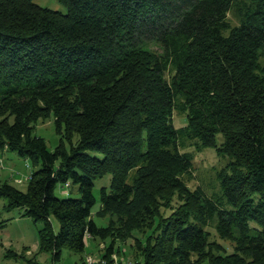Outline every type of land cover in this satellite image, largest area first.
I'll return each mask as SVG.
<instances>
[{
	"label": "trees",
	"instance_id": "1",
	"mask_svg": "<svg viewBox=\"0 0 264 264\" xmlns=\"http://www.w3.org/2000/svg\"><path fill=\"white\" fill-rule=\"evenodd\" d=\"M58 1L65 12L0 0V151L39 165L25 191L0 181L3 209L41 221L38 246L56 262L86 236L152 224L175 192L130 264H264V0ZM51 114L62 136L52 150L33 133ZM205 147L226 159L211 195L187 186ZM105 174L97 214L115 219L98 225L93 185ZM65 182L78 196L55 194ZM208 226L231 252L208 249Z\"/></svg>",
	"mask_w": 264,
	"mask_h": 264
},
{
	"label": "rangeland",
	"instance_id": "2",
	"mask_svg": "<svg viewBox=\"0 0 264 264\" xmlns=\"http://www.w3.org/2000/svg\"><path fill=\"white\" fill-rule=\"evenodd\" d=\"M34 1L41 6L61 12L66 11V7L58 0ZM228 18L232 24L236 22L233 14L228 13ZM261 59L264 61V55L261 56ZM185 122V115L174 112L173 124L175 126L183 125ZM33 133L41 136L50 150L58 144L62 137L61 132L55 131L52 114L45 118H38L33 124ZM191 149L192 147H186L183 151ZM96 154L100 155L99 153ZM225 160L224 157L218 156L212 147H205L195 152L193 158L195 170L192 173V177L189 178L187 186L194 188L199 185L208 195L217 191L218 182L215 171L224 165ZM38 167V164L33 167L28 158L21 157L14 152L0 151V181H7L22 191L26 189L29 174ZM109 183L110 174H105L102 177L94 179L93 194L96 201L92 207V217L98 225H107L110 219H115L114 215L97 214L100 187L105 186L108 188ZM64 190H67V192ZM55 194L59 197L78 196L76 186L65 188L61 184L56 186ZM168 201L166 205L160 203L156 210L155 221L152 224L132 229L125 237L115 234H110L105 239L86 236L85 246L81 252L63 248L60 259L54 262L52 261L51 254L46 250L40 249L38 246V229L42 226V222L33 221L24 213L21 207L4 210L3 206L6 203V199L0 198V220L3 221V225L0 228V264L19 263L27 257L45 264H130L138 256L137 242H145L148 235L155 234V224L158 217L168 215L171 209L179 204L181 199L174 192ZM51 222L53 229L56 231L58 228L57 220L52 218ZM114 225H116V229L118 224L114 222ZM206 229L209 231L208 249L210 251L217 253L218 251L231 252L233 250L234 242L232 240L221 237L211 226H208ZM110 243L113 245V252L108 257H103L105 249Z\"/></svg>",
	"mask_w": 264,
	"mask_h": 264
},
{
	"label": "built area",
	"instance_id": "3",
	"mask_svg": "<svg viewBox=\"0 0 264 264\" xmlns=\"http://www.w3.org/2000/svg\"><path fill=\"white\" fill-rule=\"evenodd\" d=\"M67 186H68V183H67V182H65V183H64V187H67Z\"/></svg>",
	"mask_w": 264,
	"mask_h": 264
}]
</instances>
